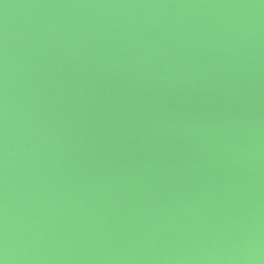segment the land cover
I'll list each match as a JSON object with an SVG mask.
<instances>
[{"label":"water","instance_id":"1","mask_svg":"<svg viewBox=\"0 0 264 264\" xmlns=\"http://www.w3.org/2000/svg\"><path fill=\"white\" fill-rule=\"evenodd\" d=\"M0 264H264V0H0Z\"/></svg>","mask_w":264,"mask_h":264}]
</instances>
